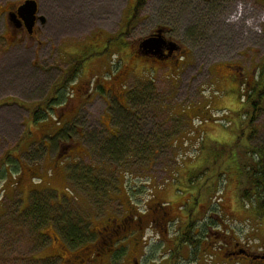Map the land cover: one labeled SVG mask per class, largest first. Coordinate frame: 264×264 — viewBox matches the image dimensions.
<instances>
[{
  "label": "rangeland",
  "instance_id": "rangeland-1",
  "mask_svg": "<svg viewBox=\"0 0 264 264\" xmlns=\"http://www.w3.org/2000/svg\"><path fill=\"white\" fill-rule=\"evenodd\" d=\"M35 1L45 22L33 36L14 42L0 21V264H58L61 245L79 253L125 201L142 209L167 181L182 191V172L196 175L189 184L201 185L204 200L223 191L227 223L245 227L248 216L230 220L239 171L226 154L235 141L240 163L246 146L264 152V95L246 138L252 88L232 78L244 72L248 82H264V0H147L127 29L135 0ZM18 2L0 0V10ZM158 28L182 48L175 62L137 56L139 41ZM118 138L126 153L103 152ZM61 141L85 156L62 159ZM34 196L49 203L48 224L27 219ZM67 224L88 242L68 245Z\"/></svg>",
  "mask_w": 264,
  "mask_h": 264
},
{
  "label": "flooded vegetation",
  "instance_id": "flooded-vegetation-1",
  "mask_svg": "<svg viewBox=\"0 0 264 264\" xmlns=\"http://www.w3.org/2000/svg\"><path fill=\"white\" fill-rule=\"evenodd\" d=\"M21 3L9 4L6 10H0L3 31H7L14 42L19 35L25 32L28 34L17 16ZM39 16L38 11L37 18ZM37 23L38 19L30 36L34 35ZM182 51L180 48L171 55L165 52L164 60H157L152 56H137L148 62L168 64L175 62ZM227 68L231 69L229 66ZM244 74L239 72L233 76L237 86L240 83L251 88L256 86L252 94L263 88L260 82H248ZM228 76L231 77V74ZM251 112L247 116L249 119L253 116ZM249 119L246 121V138L253 131L254 122L250 123ZM69 122L73 123V120ZM109 132L113 138L119 136L117 130ZM59 148V157L66 154L62 159L85 156L74 141H61ZM259 159L260 155L257 161ZM55 161L58 163L57 158ZM180 174L184 176V181H181L184 187L182 191L167 181L164 186H153L150 190L152 194L142 209L125 201L120 214H104L99 226L93 231L94 239L79 249V253L70 252L61 245L60 255L55 256L59 258L58 264H264V200L257 199L255 195L247 200L241 197L246 185L237 181V204L231 211L233 219L230 220L239 224L243 215L248 218L245 227H230L227 223L229 215L222 201L223 191L217 201L213 197L211 202L210 196L204 200L200 197L201 185L196 191L195 186L189 184L190 179L191 182L194 181L192 175L187 172ZM173 181L180 183L178 179ZM253 191L256 194V190ZM259 203H262V208L258 207ZM54 238L57 240V237Z\"/></svg>",
  "mask_w": 264,
  "mask_h": 264
},
{
  "label": "trees",
  "instance_id": "trees-1",
  "mask_svg": "<svg viewBox=\"0 0 264 264\" xmlns=\"http://www.w3.org/2000/svg\"><path fill=\"white\" fill-rule=\"evenodd\" d=\"M146 4H147V0H135L134 5L131 7L132 15L126 24V29L132 25L137 15L139 14L140 10L143 9ZM119 37L120 35L118 37L113 38L112 41H117ZM79 63L80 62H78L76 65H74L71 68L70 73H66L63 84H65L66 81H69L71 79L73 73L77 72V69H79L77 68ZM254 89H256V86L252 88L251 93L248 95V98H249L248 102L253 107V111H252L253 116L249 119L250 123H253L256 115L259 113V110H260L259 105L261 104V97L264 95V82H263V88L262 87L259 88V90H256L252 94ZM41 106L42 105H38L37 108L34 109L33 112H31V116L34 121H36L39 118V115L43 112V110H41ZM251 138H253V133L249 134V139ZM233 143L231 144V146H233ZM234 144L235 145L232 148H229V153L226 154V160L233 159L236 165V173L238 170L240 172L237 180L240 181L242 184L246 185L245 186L246 190L244 187L241 197L247 200L255 195L257 199L261 201L264 200V165H263L264 152L263 150L261 148H253V147L247 148L246 146L243 149V155L246 161H244V163H240L238 161V156H236L237 155L236 151H238L239 148H242V144L239 141L238 142L235 141ZM102 149H103V152H105L106 154L112 155L113 157L115 156L116 158L119 157L122 153H126L128 150L126 143L120 140V138H118V140L109 141L103 144ZM232 150H234L235 152V157L233 158L230 156L231 154L230 152ZM252 155H257V156L260 155V159H259L260 161L254 160ZM230 170L231 169L228 168L226 171V174L230 175L231 174ZM91 177L92 176L90 174L85 175V178L87 180L90 179V183H92ZM195 177L196 175H193V178L196 181ZM253 190H256V194H253L254 192ZM260 204L262 203H259L258 207L262 208L263 205H260ZM47 205H49V203L47 202V204H45V202L41 200L40 198H38V196L32 197V201L29 204V207L28 208L26 207L27 209L25 211V215L27 216V219L30 222L39 221L37 225H39V223L40 225H42L43 223L48 224V219H49L48 212L45 211L47 210V207H48ZM40 228H37V231L41 237H44V234L39 231ZM61 234H63L66 243L70 246H78L79 244L82 245V244L87 243L89 240L88 236H87L88 240L86 239V235L84 231L78 228L69 226V224H67V226L66 225L63 226V230H61ZM46 259H52V258H46ZM42 264H53V262H47V263H42Z\"/></svg>",
  "mask_w": 264,
  "mask_h": 264
},
{
  "label": "water",
  "instance_id": "water-1",
  "mask_svg": "<svg viewBox=\"0 0 264 264\" xmlns=\"http://www.w3.org/2000/svg\"><path fill=\"white\" fill-rule=\"evenodd\" d=\"M38 4L35 0H24L17 9V16L24 24L28 34L33 33V27L38 19L44 23L45 18H37ZM16 17V16H15ZM164 29L158 28L154 33L144 37L139 41L137 54L139 56H152L157 60H164V53L171 55L173 52L180 50V46L171 40L166 39L163 34Z\"/></svg>",
  "mask_w": 264,
  "mask_h": 264
}]
</instances>
